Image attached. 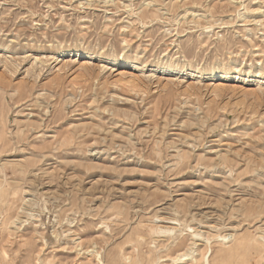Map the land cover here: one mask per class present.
I'll use <instances>...</instances> for the list:
<instances>
[{
  "label": "rangeland",
  "instance_id": "obj_1",
  "mask_svg": "<svg viewBox=\"0 0 264 264\" xmlns=\"http://www.w3.org/2000/svg\"><path fill=\"white\" fill-rule=\"evenodd\" d=\"M0 264H264V0H0Z\"/></svg>",
  "mask_w": 264,
  "mask_h": 264
},
{
  "label": "bare ground",
  "instance_id": "obj_2",
  "mask_svg": "<svg viewBox=\"0 0 264 264\" xmlns=\"http://www.w3.org/2000/svg\"><path fill=\"white\" fill-rule=\"evenodd\" d=\"M188 254L187 253H182L181 255H179V258L182 259L184 257H186Z\"/></svg>",
  "mask_w": 264,
  "mask_h": 264
}]
</instances>
